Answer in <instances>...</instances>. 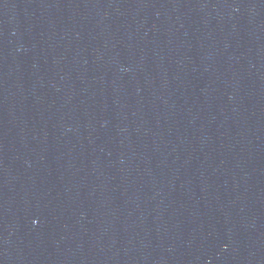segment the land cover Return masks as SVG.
Instances as JSON below:
<instances>
[{"label": "water", "instance_id": "water-1", "mask_svg": "<svg viewBox=\"0 0 264 264\" xmlns=\"http://www.w3.org/2000/svg\"><path fill=\"white\" fill-rule=\"evenodd\" d=\"M0 264H264V0H0Z\"/></svg>", "mask_w": 264, "mask_h": 264}]
</instances>
